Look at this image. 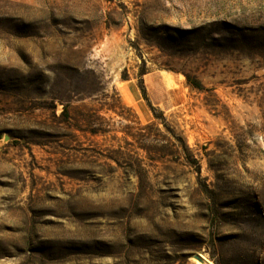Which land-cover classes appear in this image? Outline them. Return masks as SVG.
<instances>
[{"label": "rangeland", "instance_id": "1", "mask_svg": "<svg viewBox=\"0 0 264 264\" xmlns=\"http://www.w3.org/2000/svg\"><path fill=\"white\" fill-rule=\"evenodd\" d=\"M264 264V0H0V264Z\"/></svg>", "mask_w": 264, "mask_h": 264}, {"label": "bare ground", "instance_id": "2", "mask_svg": "<svg viewBox=\"0 0 264 264\" xmlns=\"http://www.w3.org/2000/svg\"><path fill=\"white\" fill-rule=\"evenodd\" d=\"M195 261L197 264H206V259L203 258V256L199 255L197 258H195Z\"/></svg>", "mask_w": 264, "mask_h": 264}]
</instances>
